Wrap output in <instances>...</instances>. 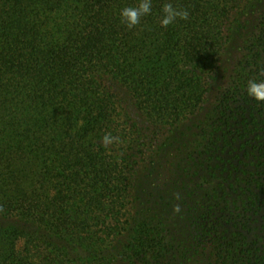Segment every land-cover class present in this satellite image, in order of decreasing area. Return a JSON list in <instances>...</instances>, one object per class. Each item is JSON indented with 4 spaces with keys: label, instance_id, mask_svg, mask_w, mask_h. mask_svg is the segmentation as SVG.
<instances>
[{
    "label": "trees",
    "instance_id": "trees-1",
    "mask_svg": "<svg viewBox=\"0 0 264 264\" xmlns=\"http://www.w3.org/2000/svg\"><path fill=\"white\" fill-rule=\"evenodd\" d=\"M139 2L0 0V264H264V12L219 83L247 0Z\"/></svg>",
    "mask_w": 264,
    "mask_h": 264
},
{
    "label": "rangeland",
    "instance_id": "rangeland-1",
    "mask_svg": "<svg viewBox=\"0 0 264 264\" xmlns=\"http://www.w3.org/2000/svg\"><path fill=\"white\" fill-rule=\"evenodd\" d=\"M262 12H264V0H247L240 11L232 18L229 30V42L219 69V83L227 78L228 72L239 60L242 54L243 42L246 36L254 30ZM219 88L220 86H217L210 96H213ZM122 94L127 99L128 95L126 91H122ZM156 155L157 153L152 155L154 156L153 159H156ZM165 176L164 173L153 174L148 162L142 164L140 170L135 174V185L132 190L133 203L130 207L132 214L138 213L141 206L145 204L143 203L144 195L150 192L154 194L161 187L160 185L165 180Z\"/></svg>",
    "mask_w": 264,
    "mask_h": 264
},
{
    "label": "clouds",
    "instance_id": "clouds-1",
    "mask_svg": "<svg viewBox=\"0 0 264 264\" xmlns=\"http://www.w3.org/2000/svg\"><path fill=\"white\" fill-rule=\"evenodd\" d=\"M152 11V0H140L138 6L124 7L120 11L122 22L127 25L128 28H132L138 25L141 21V17L149 15ZM163 17L160 20L162 27H167L173 24L177 18L187 20L189 18V12L187 9H178L173 6L172 3H165L163 5ZM245 91L248 97L256 102H264V77L257 76L248 79L245 85ZM118 140V137H113L110 134H106L103 137V143L106 145Z\"/></svg>",
    "mask_w": 264,
    "mask_h": 264
}]
</instances>
